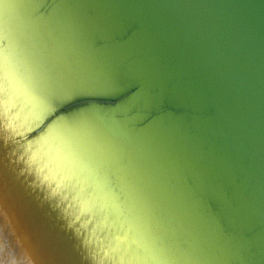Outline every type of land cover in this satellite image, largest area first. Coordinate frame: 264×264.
I'll use <instances>...</instances> for the list:
<instances>
[{
    "label": "water",
    "instance_id": "95a60500",
    "mask_svg": "<svg viewBox=\"0 0 264 264\" xmlns=\"http://www.w3.org/2000/svg\"><path fill=\"white\" fill-rule=\"evenodd\" d=\"M0 89L99 264H264V0H0Z\"/></svg>",
    "mask_w": 264,
    "mask_h": 264
},
{
    "label": "bare ground",
    "instance_id": "6f19581e",
    "mask_svg": "<svg viewBox=\"0 0 264 264\" xmlns=\"http://www.w3.org/2000/svg\"><path fill=\"white\" fill-rule=\"evenodd\" d=\"M22 129L0 89V264H99L70 197Z\"/></svg>",
    "mask_w": 264,
    "mask_h": 264
}]
</instances>
